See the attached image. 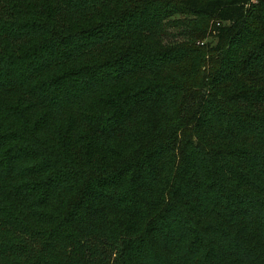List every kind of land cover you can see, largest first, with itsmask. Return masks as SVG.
<instances>
[{
	"label": "trees",
	"instance_id": "trees-1",
	"mask_svg": "<svg viewBox=\"0 0 264 264\" xmlns=\"http://www.w3.org/2000/svg\"><path fill=\"white\" fill-rule=\"evenodd\" d=\"M0 264H264V0H0Z\"/></svg>",
	"mask_w": 264,
	"mask_h": 264
}]
</instances>
